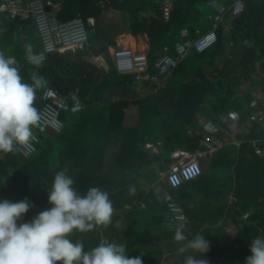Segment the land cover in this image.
<instances>
[{
    "label": "trees",
    "instance_id": "obj_1",
    "mask_svg": "<svg viewBox=\"0 0 264 264\" xmlns=\"http://www.w3.org/2000/svg\"><path fill=\"white\" fill-rule=\"evenodd\" d=\"M159 1L62 0L56 16L60 21H68L76 16L97 18L105 7L126 11L131 33H145L149 39L148 70L159 74L155 52L164 45L173 51L182 27H188L193 36L202 16L198 6L208 7V0H173L167 19L153 15ZM206 14L204 18L208 19ZM29 21L12 18L7 12L0 13V51L16 58L25 82L32 83L33 72L43 77V86L37 89L36 95L38 109L43 104L41 95L46 88L64 93L78 83L77 78L80 79L82 107L77 112L60 113L63 128L59 133L39 132L40 127L35 128L39 136L35 152L27 156L20 151L0 153V199L16 202L28 198L33 206L24 220H30L39 211L51 207L47 199L48 187L55 173L67 168V174L73 177L79 191L84 192L92 186L106 190L114 207L111 224L97 226L90 232H74L71 239L83 241L86 250L103 239L115 241L126 245L129 257L142 254L143 264H160L166 252L161 244L155 245L150 240L154 234L171 237L174 232L162 222L167 212L166 204L159 202L151 188H143L142 183L150 181V171L157 177V173L167 169L172 161L171 151L195 148L196 141L188 137L186 130L198 125L196 113L201 111L198 104L208 94L214 95L210 100L209 117L230 109L243 116L250 93L241 95L232 86L224 85L220 77L227 75L229 80V72L221 76L219 72H204L203 65L215 67L216 61L224 56L226 42L239 40L240 57L234 63L236 68L248 71L258 67L264 71V0H245V10L233 21L229 39L222 37L218 29L215 44L201 52L192 50L172 69L167 83L175 88L178 98L169 118L156 113L155 103L148 97H136L134 83L138 81L134 74H119L110 63L102 72L90 63H72L67 75L62 73L63 65L53 67L47 64L48 61L42 65H21L26 45L19 38L15 39L14 32L19 27L24 31ZM245 39L251 41L250 44L242 43ZM257 46L260 47L255 50ZM227 63L228 60L226 66ZM192 75L198 78L197 82H193ZM259 83L264 85V76L259 78ZM106 95L113 96L114 100L106 101ZM130 104L138 105V119L135 127L124 130V108ZM263 134L249 128L244 135L239 134L242 142L238 147L226 145L214 153L195 179L185 181L177 188L162 183L188 216V226L196 221L203 224L205 221L216 222L225 210L232 209L226 214L238 227L234 239L237 246H229L228 241L232 238L206 239L211 240L210 249L217 252L224 264H244L251 254L248 247L251 240L264 236ZM252 139L256 140L258 151ZM148 140L162 141V152L155 154L145 149L144 142ZM130 188H135L134 195L129 194ZM230 193L236 198L231 208L227 207ZM182 262L178 260L175 264Z\"/></svg>",
    "mask_w": 264,
    "mask_h": 264
},
{
    "label": "clouds",
    "instance_id": "obj_2",
    "mask_svg": "<svg viewBox=\"0 0 264 264\" xmlns=\"http://www.w3.org/2000/svg\"><path fill=\"white\" fill-rule=\"evenodd\" d=\"M27 59L35 65L41 63L35 55L29 54ZM30 79L32 83L25 82L14 56L0 51V153L23 149L27 156L36 151L34 129L40 127L43 114L35 102L44 81L38 72ZM67 173V168L55 173L47 186L51 207L30 220H24L33 206L28 198L16 202L0 199V264H143V255L129 257L125 244L103 239L86 250L83 241L71 239L74 232L111 224L114 207L108 191L92 186L81 192ZM129 194L134 195L135 188ZM184 228L185 223H180L174 232V241L181 243L178 251L199 254L187 255L184 264H208L200 254L210 250V242L202 233L186 235ZM248 247L251 254L244 264H264V236L253 238Z\"/></svg>",
    "mask_w": 264,
    "mask_h": 264
},
{
    "label": "crops",
    "instance_id": "obj_3",
    "mask_svg": "<svg viewBox=\"0 0 264 264\" xmlns=\"http://www.w3.org/2000/svg\"><path fill=\"white\" fill-rule=\"evenodd\" d=\"M218 1L220 3H222L223 5H226V6L229 5V3H230V2L227 3L224 0H218ZM243 1L245 3V0H243ZM46 2H47V5L49 6L48 10L56 16V12L60 9V4H61L62 0L60 3H57V4H52L49 0H46ZM161 5L162 4H161V0H160L159 5H158V9L155 12H153V15L155 17H157L155 14L160 13L161 16L158 18H161V17L164 18V16H162V14L160 12ZM207 5H208L210 11L207 12L206 16L210 20V25H208L209 24L208 19H205L203 17V20L199 21V26L194 28V35L193 36L190 35L193 38L197 37L198 34L196 32H199V34L205 33L211 28L212 16L215 15V10L209 5L208 2H207ZM172 7H173V2H172L171 9H172ZM239 16L234 17V18L229 16V14H227L225 16L223 25H221L218 28L222 34V37L229 39L228 36L230 35V32L234 28L233 27V25H234L233 21L235 19L239 18ZM10 17H12V16L10 15ZM12 18H14V17H12ZM17 18H19V17H17ZM85 18H87V17H85ZM19 19L24 20L23 18H19ZM25 19H29V18H25ZM164 19H167V18H164ZM87 20H88L90 28L92 30L93 42H91V43L88 42L81 47L70 46V47H66V48H59L56 51L49 54L48 57L44 61H42L41 63L48 61L47 64L51 65L53 67H55L58 64H61V65H63V67H65V68H62V69H64L62 73L67 75L68 66L72 63L74 65H76L77 63H82V62L90 63V64H93L96 67L100 68L99 71H101V72L103 71V69L107 70L109 68V63L111 64V66L113 65V67H114L113 58H112L113 51L116 48L123 47V45H125L124 47H130V48L134 49L135 51L143 52L148 57V53H150V50H151L149 39L145 33H137V34L131 33L130 26H129L130 20H129V16H128L126 11L114 9L112 7H105L99 13L97 18L89 17V18H87ZM31 22L32 21L30 20L26 24V28L24 31H22L23 29L21 27H19L18 30H16L14 32L15 39L19 38L23 44L25 43V41L29 37L26 34V31L31 32V34H30L31 40H35V42H36V43L34 42L32 44L31 43L29 44V46H31V48H32V49H30L31 52H27L26 49H23L24 55L21 58V62H20L21 65H28L30 62L26 59V57L29 54H32V53H34L40 49V45H39V42L35 36L34 29H27V27L31 24ZM182 28H186L189 30L188 27H182ZM182 28H180V30ZM180 30H179V37H180ZM189 32H190V30H189ZM216 33H217V31H216ZM127 36H129V37H127ZM179 37H178V40H179ZM130 38H134V45L131 44ZM250 42L251 41H248V39H245L242 41V43H244V44H250ZM88 45H92L94 49L101 51L100 54L102 55V57L106 61L107 67H105L104 65L98 66V65L90 62L89 57L91 56V50L88 48ZM22 46L24 47V45H22ZM166 46H168V45H166ZM240 46H241V44H240L239 40L227 41L225 44L226 50H225L224 56L216 61L215 67L204 64L203 65V71L208 72V73L211 72L213 74H216L219 72L220 76H221V74H225V73L229 72L230 76L232 77V78L230 77L229 80L227 79V75L223 77L224 79L222 77H220L223 84L232 86L241 95L245 92L250 93V101L245 104V113L242 116L237 110L230 109V110L223 111V112H220L217 114H213V117H209L208 113L211 109L210 100L213 99L214 95H213V93L208 94V96H206L204 98V100L198 104L199 107L201 108V111L197 110V113H196V122L198 125L196 127H188L186 130L188 137L191 138L192 140H195L197 145L195 146V148L193 150H186V149H180L179 148V149L171 151L170 158L172 161L170 162V164L174 161L175 154H178L181 152H189L190 153V152H195V151H200V150L205 149V146L202 143L203 139H202L200 133H198L197 131L200 132L202 123H204L207 120L215 122L216 125H218L220 127V130H221L220 134H222L223 136H227L229 134V127L227 125V122L224 121L223 117L226 114H228L229 112H234L239 116L238 122H237L236 127H235V130H236L235 138L238 141V146L242 142V139L239 138V134L241 133L244 135V133H247L249 128H254L255 131H257V132L262 131V133H264L263 129L260 127V125L251 120V116L254 112V109L251 108V103L254 100L252 93L254 90L263 87V85L261 83H259V78H260L259 74L262 73L261 77L264 76V71L259 69L258 67H255L254 69H251L248 71L236 68V64H234V63L237 62V59L240 57L239 56ZM259 47L260 46H257L255 50H258ZM103 48H104V50H102ZM162 48H163V46L157 52H155L157 54V56L160 54ZM168 48H169V46H168ZM173 48H174V46H173ZM170 52H173V51L170 50ZM157 56H156V58H157ZM226 60H228V63H227L228 66L225 65ZM172 69L173 68L169 69L165 74L160 73V71H159V74L151 72L152 74L156 75L155 81L142 80V81H138V82L134 83L135 84L134 89L136 92V97L137 98L148 97L150 99V102L155 103L156 113L160 114V116H164L167 118H169L171 113L174 111V109H175L174 106H175V104L177 102V98H178L175 88L173 86H168V83H167V79L170 78L172 73H173ZM119 74H122V73H119ZM83 77H85V76L83 75ZM192 77H193V82L198 81L197 80L198 78L196 76L192 75ZM241 78H246L248 81L247 80L242 81ZM77 82L78 83L73 88H70L67 91L74 90L75 88H78V95L80 97V94H79L80 79L79 78H77ZM51 83L55 84L54 81H51ZM55 87H57V86L55 85ZM217 88L219 89V86H217L216 89ZM112 93H115V92L112 91ZM41 99L43 101L42 95H41ZM105 100L106 101H110V100L113 101L114 97L112 96L111 98H109V96L106 95ZM80 101H81V98H80ZM98 104H100V102ZM138 112H139L138 105L130 104L126 108H124V117H123L124 130H126V129L131 130L133 127H135L137 119H138ZM35 130L36 131H34V132H37V129H35ZM39 132H42V130H40V128H39ZM112 135L113 134L111 133V136ZM251 142H252L253 146L256 148V150L258 151L259 148L256 145V140L252 139ZM161 144H162V141L153 142V141L148 140V141L144 142V148L150 150V152H153L155 154H159L160 152H162V150L160 148ZM235 146L238 147L237 145H235ZM221 149H219V150H221ZM219 150H217V151H219ZM216 152H214V153H216ZM213 154L208 155L207 159L204 162H202L203 168H205V166L208 165L206 162H210V158L213 156ZM107 165H108V162H107ZM169 165H168V167H169ZM110 166H112V164H110ZM168 167H167V169H168ZM167 169L162 171L163 175ZM162 183H163V181L162 182L152 181L150 186L148 188H146V189L151 188L150 191L157 197V200L159 202H161V201L158 198V195L155 194V192L153 191V186L154 185L155 186L160 185L162 187V190L169 191L167 188H165L163 186ZM164 184L167 185V183H164ZM235 200H236L235 195L233 193H230L228 195L227 207L229 206V208H231L232 205L234 206ZM161 203L163 204L164 202H161ZM182 211L185 214L186 219H187L185 222L184 232L188 236L195 235L196 233H202L204 235L205 239L210 238L211 240H214V239H218V238L219 239L220 238H223V239L232 238L233 240L228 241L229 246L232 248L237 246V244H236L237 242L234 239L236 238V233H237L238 227L232 223V220H231L232 218L226 214L227 211H229L231 213L232 209L225 210V212L222 215V218L216 222L205 221L203 224L200 221H196L195 223H192L191 226L187 225L188 216L186 215V213L184 212L183 209H182ZM245 216L246 215H243L244 218H245ZM224 217H226V218L224 219ZM227 234H229V235H227ZM173 237H174V235H172L171 237H165V236L160 237L159 235L154 234L151 238L152 240H150V242L154 243L155 245L161 244L163 249H164V252H166L163 254V257L160 259V264H175V263H177L178 260L179 261L183 260V262L180 264H184V259H185L184 257H186L189 254L198 257L199 254L191 252V250H189L185 253H180L178 251V249L181 246V243L174 241ZM211 240L209 241L210 244H211ZM212 249L213 248H211L206 253H201L202 256L205 257L204 259H206L208 261V264H224L223 260L218 256L217 252H215ZM182 258H184V259H182Z\"/></svg>",
    "mask_w": 264,
    "mask_h": 264
},
{
    "label": "built area",
    "instance_id": "obj_4",
    "mask_svg": "<svg viewBox=\"0 0 264 264\" xmlns=\"http://www.w3.org/2000/svg\"><path fill=\"white\" fill-rule=\"evenodd\" d=\"M224 1L230 2L229 5H223L218 0L208 1L215 10V15L212 16V25L207 32L200 34L196 32L198 35L193 38L188 29L182 28L179 40L174 44L173 52H170L168 46H163L155 60V66L160 73L165 74L169 69L174 68L192 50L201 52L215 44L218 38L216 31L223 25L225 16L229 14L232 18L237 17L245 9L243 0ZM172 2L173 0H161L160 12L164 18H168ZM46 5L47 2H43V0H0V12H7L12 17L29 18L34 23V32L40 49L31 55L41 58V62L59 48L81 47L88 43L83 17L77 16L68 21H60L46 8ZM112 58L118 73L134 74L137 81L156 80V75L148 70V57L145 53L135 51L130 47H119L113 51ZM261 75L262 73L259 74L260 77ZM252 94L254 100L251 103V108L254 109V112L251 120L259 124L264 132V85L262 88L254 90ZM42 98L43 104L39 110L43 114V120L40 130L49 134H56L62 130L63 121L60 118L62 111L77 112L82 107L78 88L60 93L57 89L48 87L43 91ZM223 119L229 127L227 136L220 134V127L215 122L207 120L202 123L200 132L197 131L203 139L202 143L205 149L175 154L174 161L163 175L170 188H177L183 182L198 177L203 170L202 162L207 159L208 155L226 145H238L235 138V127L239 116L234 112H229ZM34 134L37 137V140L33 142L35 147L39 136L37 132ZM20 152L23 154L24 150L21 149ZM153 191L167 206V212L162 218L164 226L171 232H175L179 224L185 223L187 220L182 208L168 191L162 190L160 185H154Z\"/></svg>",
    "mask_w": 264,
    "mask_h": 264
},
{
    "label": "water",
    "instance_id": "obj_5",
    "mask_svg": "<svg viewBox=\"0 0 264 264\" xmlns=\"http://www.w3.org/2000/svg\"><path fill=\"white\" fill-rule=\"evenodd\" d=\"M52 4H57L60 3L61 0H49ZM43 2H46V0H43ZM157 17H160V13L155 14ZM83 23L85 28L87 29V37H88V42L91 43L93 42V35H92V30L90 28L89 22L87 20V18H83ZM35 25L33 22H31V24L27 27V29H34ZM88 48L91 50V56L89 57L90 62L100 66V65H104L105 67H107L106 61L104 60V58L102 57V55L100 54V50H96L93 48L92 45H88ZM104 50V48L102 49Z\"/></svg>",
    "mask_w": 264,
    "mask_h": 264
},
{
    "label": "rangeland",
    "instance_id": "obj_6",
    "mask_svg": "<svg viewBox=\"0 0 264 264\" xmlns=\"http://www.w3.org/2000/svg\"><path fill=\"white\" fill-rule=\"evenodd\" d=\"M198 8L200 9V11H201V14H202V16L200 17V20H203V17H205V14L208 12V11H210V9H209V7H207V6H205V5H199L198 6ZM26 34L29 36L28 37V39L25 41V45H26V51L27 52H29V49H32L31 48V46H29V44L31 43H34L35 42V40H31V37H30V34H31V32H27L26 31ZM36 43V42H35ZM125 45H123V47H124ZM242 79V81H246L247 79L246 78H241ZM248 81V80H247ZM234 130V129H233ZM207 164H209V162H206ZM206 167V166H205ZM150 169H148V171H149ZM148 175H150V176H148L149 178H150V181H147L146 183H142V187L143 188H148L149 186H150V184H151V182L152 181H157V182H162L163 181V183H166L165 182V178H164V176H163V173L162 172H159V173H157V177H155L154 176V174H153V172H149V174ZM148 184V185H147Z\"/></svg>",
    "mask_w": 264,
    "mask_h": 264
},
{
    "label": "bare ground",
    "instance_id": "obj_7",
    "mask_svg": "<svg viewBox=\"0 0 264 264\" xmlns=\"http://www.w3.org/2000/svg\"><path fill=\"white\" fill-rule=\"evenodd\" d=\"M127 37H129V36H127ZM130 40H131V44L134 45V38H130Z\"/></svg>",
    "mask_w": 264,
    "mask_h": 264
}]
</instances>
